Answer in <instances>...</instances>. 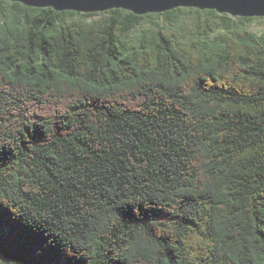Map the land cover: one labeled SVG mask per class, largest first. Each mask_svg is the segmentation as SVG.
I'll use <instances>...</instances> for the list:
<instances>
[{"label":"trees","instance_id":"1","mask_svg":"<svg viewBox=\"0 0 264 264\" xmlns=\"http://www.w3.org/2000/svg\"><path fill=\"white\" fill-rule=\"evenodd\" d=\"M253 20L0 0V264H264Z\"/></svg>","mask_w":264,"mask_h":264},{"label":"water","instance_id":"2","mask_svg":"<svg viewBox=\"0 0 264 264\" xmlns=\"http://www.w3.org/2000/svg\"><path fill=\"white\" fill-rule=\"evenodd\" d=\"M27 7L51 8L54 11L103 12L124 9L135 15L163 13L180 7L215 10L233 17H263L264 0H6Z\"/></svg>","mask_w":264,"mask_h":264},{"label":"rangeland","instance_id":"3","mask_svg":"<svg viewBox=\"0 0 264 264\" xmlns=\"http://www.w3.org/2000/svg\"><path fill=\"white\" fill-rule=\"evenodd\" d=\"M247 29L252 32H261L264 30V21L263 20H253L249 24L247 23Z\"/></svg>","mask_w":264,"mask_h":264}]
</instances>
